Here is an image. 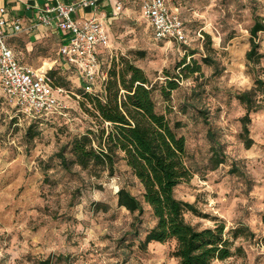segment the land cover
<instances>
[{
	"label": "rangeland",
	"instance_id": "1",
	"mask_svg": "<svg viewBox=\"0 0 264 264\" xmlns=\"http://www.w3.org/2000/svg\"><path fill=\"white\" fill-rule=\"evenodd\" d=\"M166 1L181 15L187 41L155 38L142 2L136 16L113 25L103 66L119 57L141 66L154 85L158 109L180 122L193 175L176 194L202 212L188 211L186 219L200 228L224 222L229 236L233 228L244 229L233 239L235 254L213 264H264V108L251 114L248 147L246 109L236 97L255 85L257 75L264 78V57L255 63L247 59L250 29L256 17L264 18V0ZM257 40L264 53V32ZM15 51L37 67L58 59L52 67L66 78L59 94L66 114L30 117L11 104L0 84V264H35L48 256H63L56 264H178L175 239L143 244L155 223L149 208L136 225L135 215L118 206L121 184L142 192L124 160L115 174L97 176L76 164L66 169L56 155L95 124L79 72L61 69L58 41L50 37L31 52L23 46ZM184 58H196L201 71L188 69L177 77ZM167 74L179 84L169 98L161 91ZM101 87L99 79L94 91ZM216 147L224 156L217 167Z\"/></svg>",
	"mask_w": 264,
	"mask_h": 264
},
{
	"label": "trees",
	"instance_id": "2",
	"mask_svg": "<svg viewBox=\"0 0 264 264\" xmlns=\"http://www.w3.org/2000/svg\"><path fill=\"white\" fill-rule=\"evenodd\" d=\"M184 27L187 33L185 23ZM250 31L251 48L247 52V59L255 63L264 57L257 40L259 34L264 32V18L256 17ZM206 35L208 46H211V36L209 33ZM106 49L99 50L101 68L107 72L106 78L102 79L100 92H90L83 84L84 96L88 101L86 110L94 117L95 124L56 153L61 164L66 169L76 164L99 176L104 171L109 175L115 174L118 161L124 160L141 183L142 192L137 195L126 184H121L117 191V204L135 215L136 225L142 222L147 208L151 211L155 223L148 229L144 245L175 239L176 246L172 254L178 264H213L215 260L232 257L235 254L233 239L244 229L233 228L229 236L224 222H218L214 227H198L186 219V213L191 211L202 215V212L193 202L176 194L177 187L193 175L188 162L187 139L178 131L180 122L173 123L165 112L158 109L154 85L141 66L119 57L113 58L108 68H105L101 55ZM179 67L177 77L188 69L192 72L201 71V64L196 58L191 62L184 58ZM61 69L78 72L75 66L65 67L61 64ZM57 73L58 69H48L53 87L61 88L63 92L66 78ZM167 77L161 91L169 98L171 91L178 88L179 84L170 74ZM236 97L245 105L243 135L250 147L253 143L250 137L251 114L264 108V78L257 75L255 85L238 92ZM55 113L60 112L38 115L37 118ZM209 133L214 136L211 130ZM69 145L71 157L67 156ZM218 145L216 141L215 146ZM217 147L215 167L224 162V156H221ZM63 259V256H48L35 264H56Z\"/></svg>",
	"mask_w": 264,
	"mask_h": 264
},
{
	"label": "built area",
	"instance_id": "3",
	"mask_svg": "<svg viewBox=\"0 0 264 264\" xmlns=\"http://www.w3.org/2000/svg\"><path fill=\"white\" fill-rule=\"evenodd\" d=\"M96 0H55L38 6L39 22L52 26L68 36L60 49L70 66L78 70L86 89L94 91L99 78L107 72L101 68L99 50L111 46V37L101 18L82 19L78 11L85 6H95ZM123 3L117 2L121 11ZM143 15L152 25L155 38L187 41L184 22L166 0H144ZM7 7L0 5V84L8 100L19 112L30 117L52 112L64 113L59 94L62 89L52 85L48 67H35L20 62L8 43V37L23 30L22 22L15 18L10 23ZM12 24V26H11Z\"/></svg>",
	"mask_w": 264,
	"mask_h": 264
},
{
	"label": "crops",
	"instance_id": "4",
	"mask_svg": "<svg viewBox=\"0 0 264 264\" xmlns=\"http://www.w3.org/2000/svg\"><path fill=\"white\" fill-rule=\"evenodd\" d=\"M54 1L55 0H0V5H4L8 9L6 16L9 18L10 23H12L13 19L19 18L23 25V30L21 32L14 33L8 37V43L13 49L16 57L17 53L15 50H17L19 46H23L26 51L31 52L36 46L40 47L42 43L47 42L49 38L52 37L59 43L61 64L65 67L70 66L66 61L65 56L60 52L61 46L67 42L68 36L52 26L39 22L38 6ZM118 1H121L124 5L121 11H117L116 9ZM143 1L144 0H96L95 6H85L80 8L77 15L82 19L94 17L101 18L105 22L111 37V29L113 25L119 23L121 17L136 16L138 12L136 9L137 4H142ZM17 59L22 63L31 64L30 62L21 61L18 57ZM57 61L58 59L53 62L45 61L44 66L50 64L48 68H52Z\"/></svg>",
	"mask_w": 264,
	"mask_h": 264
}]
</instances>
